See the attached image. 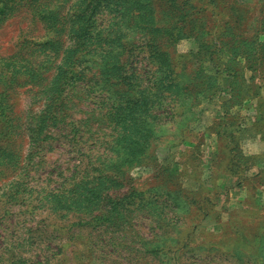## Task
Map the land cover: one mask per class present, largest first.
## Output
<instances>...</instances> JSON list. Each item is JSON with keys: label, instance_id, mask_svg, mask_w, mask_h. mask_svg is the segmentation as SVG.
<instances>
[{"label": "rangeland", "instance_id": "obj_1", "mask_svg": "<svg viewBox=\"0 0 264 264\" xmlns=\"http://www.w3.org/2000/svg\"><path fill=\"white\" fill-rule=\"evenodd\" d=\"M73 10L106 70L63 59ZM254 119L264 0H0V264H264L216 183Z\"/></svg>", "mask_w": 264, "mask_h": 264}, {"label": "crops", "instance_id": "obj_2", "mask_svg": "<svg viewBox=\"0 0 264 264\" xmlns=\"http://www.w3.org/2000/svg\"><path fill=\"white\" fill-rule=\"evenodd\" d=\"M253 125L254 134L246 137L255 142V161L243 173H219L216 183L219 188L231 193V231L232 240L244 235H238L240 230L235 225L239 222L250 224L264 217V128L260 120L249 122ZM234 152V151H233ZM252 237V236H251Z\"/></svg>", "mask_w": 264, "mask_h": 264}, {"label": "trees", "instance_id": "obj_3", "mask_svg": "<svg viewBox=\"0 0 264 264\" xmlns=\"http://www.w3.org/2000/svg\"><path fill=\"white\" fill-rule=\"evenodd\" d=\"M50 13H52V12L51 11L49 12L46 9L38 10V12H36V15L39 16L42 19V21L45 22V25L49 28L57 25L56 19L51 18V16H49ZM83 18H84V16H82L80 13L78 14V12L75 10H73L71 12V14L69 15V21H70V32H69L70 35H69V37L72 40L73 45L67 49V55H69L68 56L69 59L63 58V59H65V61L67 63H70V65L72 63V66H74V68L77 69L79 77H81V75H80L81 73H79V72L85 73V70H83V67H82V65H83L82 58L88 57V55H91L93 57H97V64L99 65V71H102V70L104 71V70H106V66H103V65H108L107 64V58L110 56H113L112 53L115 51V48H113V46H110L113 51L104 52V51L99 50V51H97V54L91 53V52H94V50L92 48V44H94L96 42H94V41L90 42V39L92 37V32L90 33L85 28ZM52 19H54V20H52ZM49 23H51V24H49ZM98 27H100L99 24H98ZM96 28H94L95 31H96ZM99 33H100V31H99ZM85 39H86V41H85ZM121 69H122V67H121ZM111 73L114 76H115V74H117L116 70H112ZM120 74H121V72H120ZM125 78H127L126 74H122L121 76L118 75L116 77V79L118 81H120V80L122 81ZM150 80H152V79L149 78L148 81H150Z\"/></svg>", "mask_w": 264, "mask_h": 264}]
</instances>
